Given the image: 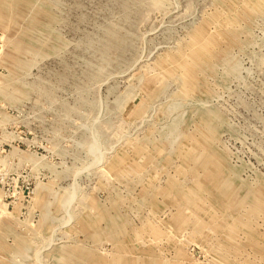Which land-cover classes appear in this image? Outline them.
<instances>
[{"label":"rangeland","instance_id":"rangeland-1","mask_svg":"<svg viewBox=\"0 0 264 264\" xmlns=\"http://www.w3.org/2000/svg\"><path fill=\"white\" fill-rule=\"evenodd\" d=\"M0 264H264V0H0Z\"/></svg>","mask_w":264,"mask_h":264}]
</instances>
